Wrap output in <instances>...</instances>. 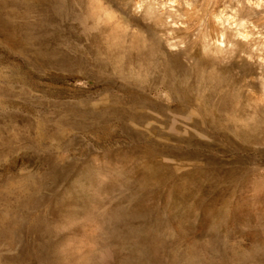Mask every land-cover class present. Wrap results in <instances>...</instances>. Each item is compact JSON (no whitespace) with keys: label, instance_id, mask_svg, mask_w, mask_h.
<instances>
[{"label":"rangeland","instance_id":"1","mask_svg":"<svg viewBox=\"0 0 264 264\" xmlns=\"http://www.w3.org/2000/svg\"><path fill=\"white\" fill-rule=\"evenodd\" d=\"M0 264H264V0H0Z\"/></svg>","mask_w":264,"mask_h":264},{"label":"bare ground","instance_id":"2","mask_svg":"<svg viewBox=\"0 0 264 264\" xmlns=\"http://www.w3.org/2000/svg\"><path fill=\"white\" fill-rule=\"evenodd\" d=\"M1 25H2V24H1ZM3 26H4V25H3ZM27 138H29V137H27ZM8 141H10V140H8ZM1 143H2V142H1ZM7 144H8V143H7ZM23 178H24V177H23ZM23 178H22V179H23ZM20 179H21V177H20ZM17 180H18V179H17ZM19 182H20V181H19ZM8 185H9V184H8ZM15 185H16V184H15ZM18 185H19V184H18ZM16 186H17V185H16ZM10 187H11V186H10ZM14 187H15V186H14ZM4 189H5V187H4ZM4 189H3V190H4ZM13 195H14V194H13ZM20 201H21V200H20ZM16 202H17V201H16ZM24 203H25V202H24ZM8 204H9V203H8ZM22 205H23V204H22ZM4 206H5V205H4ZM6 206H7V205H6ZM8 207H10V206L8 205ZM27 207H29V206H27ZM4 209H5V208H4ZM26 209H27V208H26ZM19 210H20V209H19ZM7 211H8V210H7ZM21 211H22V210H21ZM21 211H20V212H21ZM16 213H17V212H16ZM5 215H6V214H5ZM15 216H17V215H15ZM15 216H14V217H15ZM19 216H20V215H19ZM19 216H18V217H19Z\"/></svg>","mask_w":264,"mask_h":264}]
</instances>
